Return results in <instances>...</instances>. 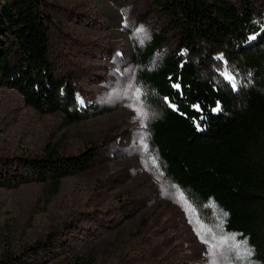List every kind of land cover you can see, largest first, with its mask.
<instances>
[{
  "label": "rangeland",
  "instance_id": "1",
  "mask_svg": "<svg viewBox=\"0 0 264 264\" xmlns=\"http://www.w3.org/2000/svg\"><path fill=\"white\" fill-rule=\"evenodd\" d=\"M229 1L248 4L264 22V0ZM45 4L50 60L102 112L70 123L58 113H38L17 90L0 87V176L19 179L0 185V258L9 255V264L78 258L83 264H256L246 239L224 230L226 213L212 201L199 206L171 182L151 144L156 113L138 78L143 66L133 57L169 27L161 9L152 0ZM173 34L159 55L174 45ZM226 63L217 66L218 80L234 61ZM87 144L94 147L91 166L61 179L57 189L53 179H25L26 162L45 147L67 155ZM90 254L98 255L95 262Z\"/></svg>",
  "mask_w": 264,
  "mask_h": 264
},
{
  "label": "trees",
  "instance_id": "2",
  "mask_svg": "<svg viewBox=\"0 0 264 264\" xmlns=\"http://www.w3.org/2000/svg\"><path fill=\"white\" fill-rule=\"evenodd\" d=\"M152 1L169 27L133 57L143 66L138 78L150 90L156 113L151 144L166 177L199 206L215 203L227 215L224 230L246 239L253 261L264 264V22L246 3L238 8L229 0ZM45 5L0 0V87L17 90L38 113H58L70 123L96 116L102 110L82 100L75 82L49 58ZM172 32L174 45L159 55ZM231 59L233 67L218 80L217 66ZM93 148L87 144L66 155L45 147L26 162L25 179H53L57 189L61 179L91 166ZM17 181L0 176L1 186ZM77 260L73 264H83Z\"/></svg>",
  "mask_w": 264,
  "mask_h": 264
},
{
  "label": "snow or ice",
  "instance_id": "3",
  "mask_svg": "<svg viewBox=\"0 0 264 264\" xmlns=\"http://www.w3.org/2000/svg\"><path fill=\"white\" fill-rule=\"evenodd\" d=\"M252 38H254V37H252ZM251 39V38H250ZM178 87V86H177ZM214 110H218V109H214ZM248 255H251V252H250V250H249V252H248Z\"/></svg>",
  "mask_w": 264,
  "mask_h": 264
}]
</instances>
